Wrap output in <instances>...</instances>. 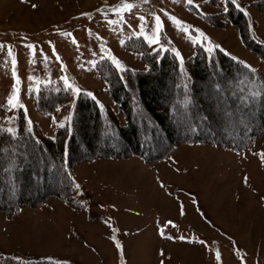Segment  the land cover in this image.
<instances>
[{
    "label": "rangeland",
    "instance_id": "obj_1",
    "mask_svg": "<svg viewBox=\"0 0 264 264\" xmlns=\"http://www.w3.org/2000/svg\"><path fill=\"white\" fill-rule=\"evenodd\" d=\"M255 1L238 0L254 25L255 36L264 41V14L255 9ZM125 2L134 7L113 14L112 9ZM224 7L222 0H194L191 5L186 0H0V121L6 129L13 127L17 132L20 121L28 124L31 120L29 126L53 139L56 126L70 125L66 118L72 116L77 100L92 92L95 101L110 107L123 123L96 66L104 60L109 62L107 57L114 55L128 70L145 71L142 56L131 52L127 42L143 39L142 23L143 30L151 35L155 16L162 21L159 46L142 41L150 53H159L157 58L165 53L173 55L174 48L180 51L185 65L200 47L192 41L194 30L199 29L226 51L217 50L258 67L264 74V63L241 44L236 28L226 22L218 29L206 21L205 16L224 13ZM101 10H107V19ZM162 10L190 26L191 35L180 31ZM29 44L34 49L27 47ZM62 65L66 66L64 71ZM65 78L79 87L81 94L66 88ZM164 84L167 87V81ZM49 85H62L70 96L42 114L36 111L32 95ZM14 86L22 107L8 104ZM155 90L156 84H150L147 94ZM199 91L198 111L217 117L224 125L229 123L225 133L235 129L232 121L248 126L260 117L257 107L245 117L242 104L218 97L212 86ZM158 104L163 101L158 100ZM91 114L79 110L78 151L82 150L81 143H91L87 136L92 140L94 135ZM181 117H177L180 129L174 136L183 134L190 123ZM138 135H142L140 131ZM114 142L104 138L93 146L98 150L108 146L119 149ZM163 145L161 138L151 150ZM172 152L152 164L138 158L76 164L73 180L80 187L74 198L80 206L71 207L51 198L35 208L24 207L13 216L1 214L0 255L30 264H216L215 253L219 251L223 264H264V133L241 152L189 144H177ZM26 167L30 181L17 180L28 188L25 198L51 189L58 179L53 173L44 181L38 179L41 162ZM10 191L5 188L0 196L6 194L8 202H13ZM180 236L186 240L181 241Z\"/></svg>",
    "mask_w": 264,
    "mask_h": 264
},
{
    "label": "trees",
    "instance_id": "obj_2",
    "mask_svg": "<svg viewBox=\"0 0 264 264\" xmlns=\"http://www.w3.org/2000/svg\"><path fill=\"white\" fill-rule=\"evenodd\" d=\"M253 5L264 14V0L255 1ZM227 7V12L205 16L206 21L218 29L226 22L236 28L245 48L264 63V41L255 36L253 23L248 15L238 10L230 0ZM127 45L132 52L142 56L147 67L145 71L129 70L124 73L126 79L121 80L119 73L108 61H101L97 65L102 82L107 84L109 99L122 115L123 123L110 107L101 108L87 96L77 100L70 128H57L54 139L46 137L39 128L29 126L23 120L18 126L16 138L10 139L0 122V191L9 187V195L15 197V201L8 202V195L0 196V214L14 215L23 207L37 206L49 198L62 199L68 205H73L75 185L71 167L74 164L95 159H126L132 155L152 163L169 155L177 144L221 146L239 152L263 135L264 98L249 100L248 90L253 87L264 90V74L260 70L256 69L253 81L248 70L230 55L216 50L209 57L201 47H197L195 54L185 62L184 73L180 74L179 63L172 54L165 53L157 58V53H150L140 38L131 39ZM166 81L167 87L164 84ZM125 83L128 87L124 86ZM154 83L156 90L148 95L149 85ZM228 83L231 85L226 86ZM206 86L214 87L216 95L227 102L242 104L245 117L255 107L261 111L260 117L256 123L248 126L232 121L230 124H234L235 129L225 133L229 123L224 125L217 117H208L198 111L201 104L198 92ZM68 98L69 92L62 85L46 86L33 95V102L35 109L44 113L54 110ZM158 100L163 101V104L159 105ZM79 110L85 113L91 111L89 118L94 125L92 140L87 136L91 143L88 146L81 143V151L76 149V136L80 133V127H77ZM192 110H196V113L193 114ZM178 115L190 123L183 134L174 136V132L180 129ZM134 124L137 126L133 127ZM104 138L115 140L113 144L119 149H109L108 146L98 150L93 146L94 142ZM161 138L164 145L159 150L152 151ZM44 153L46 156H43ZM37 162H41L42 171L38 179L42 178L41 181H44L51 173L57 174L58 179L52 183L51 189L34 198H25L23 195L28 192V188L20 186L17 180L29 182L30 170L25 166ZM0 264L23 263L0 256Z\"/></svg>",
    "mask_w": 264,
    "mask_h": 264
},
{
    "label": "snow or ice",
    "instance_id": "obj_3",
    "mask_svg": "<svg viewBox=\"0 0 264 264\" xmlns=\"http://www.w3.org/2000/svg\"><path fill=\"white\" fill-rule=\"evenodd\" d=\"M186 2L188 4H193L194 0H186ZM223 4L225 5L224 7V11L227 12L228 11V3L229 0H222ZM230 3L232 5H234L238 10L244 12L245 15H247V11L240 5V3L238 2V0H230ZM33 8L37 7V5L33 4L32 5ZM134 7V5L130 2H125L122 4V6L117 9V8H113L112 12L115 15H119L120 13H122L123 11L127 10L130 11L132 8ZM164 11V14L166 16H169V19L173 22V24L182 32H184L185 34H189L191 35L193 29L186 25L185 22L181 21L179 18H177L174 15H170L169 13H167L166 10H162ZM101 14L105 16V18L107 19V10H101ZM139 19L143 22L144 21V17H139ZM155 26H154V30L152 32L151 35H149L147 32H145L143 30V23L141 24V32L140 35L143 37L144 41H146L149 45H157L159 46V29L162 26V21L160 19L159 16H155ZM111 22V21H109ZM196 35L192 37V41L194 44H199L200 47H202L204 49V51L209 55V57L212 56V54L217 50L220 49L222 51H226L224 49L221 48L220 45H216L213 44L211 39L209 37L206 36V34L199 29H195L194 30ZM98 39H102L101 37L98 36ZM27 47L34 49V45H27ZM54 47V46H53ZM162 51L167 52L169 49L167 48H162ZM171 51L173 52L174 57L176 58V60L179 62V67H178V71L180 74L184 73V60L183 57L180 53L179 50L177 49H171ZM159 53H157L158 55ZM228 55H230V53H226ZM9 55H11V51H9ZM57 59H59V57L57 56ZM107 59L109 60L110 64L113 66V68L119 73L120 79L121 80H125V76L124 73L128 72V68L123 65L121 63V61L115 57L114 55H110L107 57ZM233 60H236L238 63L242 64L243 67L245 69L248 70V73L250 74V79L251 80H255V75H256V69H254L251 65L247 64V62L244 61H239L238 58L236 57H232ZM13 64H15V60H13ZM93 66L95 67V62H93ZM66 69V66L62 65L61 70L64 71ZM13 76L14 78L16 77V73L15 71H13ZM19 83V80L17 78V84ZM64 85L66 88H68L69 90H71L73 92V94L75 95H79L81 94L82 90L79 87L74 86L67 78L64 79ZM125 87H128L127 83H125L124 85ZM38 90V89H37ZM250 92L249 95V100H255L257 97H261L264 98V90L261 89H257V88H251L248 89ZM242 91H244V89H242ZM85 95L91 97L94 101L96 100L95 95L92 92H85ZM97 103H99L97 101ZM8 104L9 106L13 107V108H17V107H22V105L20 104V100H19V91L18 88H16L14 86L13 88V95L8 99ZM251 106V105H250ZM103 106L101 105V108ZM66 121L70 124L71 122V117H67ZM31 120L28 121V124L31 125ZM60 127H65V123H60L59 124ZM7 134L9 135L10 139H15L16 138V131L14 130L13 127H7L6 129ZM261 159L264 160V153L261 154ZM177 171H179V169H177ZM245 184H247V177H245ZM79 185H76V188L79 189ZM161 187H165V185L163 183H161ZM181 213L183 214V209L181 208ZM169 223H172L171 221H169ZM161 235H163V233H161ZM168 239H173V237H167ZM179 239L181 241H185L186 238L184 236H180ZM195 241V237H193V242ZM199 243L203 244L204 241L200 240ZM118 248H121L122 250V246L117 243L116 245ZM161 255H163V253H161ZM215 260H216V264H223L222 261V257H221V253L219 251H217L215 253Z\"/></svg>",
    "mask_w": 264,
    "mask_h": 264
}]
</instances>
